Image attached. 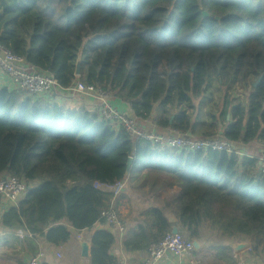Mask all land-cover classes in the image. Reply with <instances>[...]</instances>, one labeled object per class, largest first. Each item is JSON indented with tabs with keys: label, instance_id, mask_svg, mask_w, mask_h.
I'll list each match as a JSON object with an SVG mask.
<instances>
[{
	"label": "trees",
	"instance_id": "obj_1",
	"mask_svg": "<svg viewBox=\"0 0 264 264\" xmlns=\"http://www.w3.org/2000/svg\"><path fill=\"white\" fill-rule=\"evenodd\" d=\"M0 43L63 87L79 79L105 88L139 120L154 115L160 130L264 143V0H0ZM237 87L248 89L236 97ZM142 173L162 176L175 195L142 209L123 239L127 252L148 250L177 225L190 240L213 235L218 256L232 252L222 242L244 237V251L264 261L258 159L134 140L91 104L0 87V176L28 184L1 214L14 238L2 240L0 255L15 241L35 254L39 239L60 246L72 229L104 222L102 211L123 194L114 200L95 183ZM115 242L108 227L95 230L90 264H119Z\"/></svg>",
	"mask_w": 264,
	"mask_h": 264
},
{
	"label": "built area",
	"instance_id": "obj_2",
	"mask_svg": "<svg viewBox=\"0 0 264 264\" xmlns=\"http://www.w3.org/2000/svg\"><path fill=\"white\" fill-rule=\"evenodd\" d=\"M0 72L8 74L19 89L36 98L62 100L72 94L91 97L96 102L95 107L101 119L117 131L123 128L134 140L142 139L178 150L213 149L237 156L246 155L258 159L259 169L264 172V147L260 146L259 152H248L245 144L218 136L199 137L189 131L182 132L175 128H168L166 132L160 131L155 124L148 125L145 123L146 119L139 120L134 114H129L119 108L113 101L112 93L105 88L86 84L79 79H76L73 85L63 87L53 73L29 65L23 56L16 54L2 43H0ZM95 185L112 192L115 200L121 193L128 190L129 177L113 183L96 182ZM27 189L28 184L23 178L14 175L0 176L1 213L12 205H17ZM102 218L104 219L103 224L112 233L119 236L124 235L126 224L114 201L102 211ZM18 233L23 234L21 230ZM195 251L193 240L179 232L171 231L148 248L143 264H165L167 262V264H196ZM45 256V251L40 250L30 255L24 264H42ZM122 264L128 263L123 262ZM248 264H264V262Z\"/></svg>",
	"mask_w": 264,
	"mask_h": 264
},
{
	"label": "crops",
	"instance_id": "obj_3",
	"mask_svg": "<svg viewBox=\"0 0 264 264\" xmlns=\"http://www.w3.org/2000/svg\"><path fill=\"white\" fill-rule=\"evenodd\" d=\"M76 75H79L76 73ZM0 87H7L10 90L14 89H19L17 85L13 82L11 77L8 74H5L3 72H0ZM69 98H73L74 101L78 99V101L85 102L87 104H91L92 106H95L96 102L89 96H80V94H72L70 96H66ZM65 97V100H66ZM114 103L121 109L127 111L129 114H133L132 109L130 108L129 104L114 97ZM154 115L150 119H146L145 123L148 125H154ZM228 118H230L228 116ZM156 125V124H155ZM157 126V125H156ZM158 127V126H157ZM159 128V127H158ZM160 130V128H159ZM168 128L161 129L160 131H168ZM246 149L248 152H256L259 149L258 142L252 141L248 144H245ZM157 179V178H155ZM156 181V180H155ZM156 183V182H153ZM167 188V187H166ZM169 189V188H167ZM129 188L126 192H123V197L119 200L118 204L115 205L121 215L123 216V220L126 224V230L123 236H119L118 234H115L116 236V242L114 246L111 249V254L116 256L118 258L119 264H122L123 262H127L128 264H143V260L145 256L147 255V251H136V252H127L123 246V239L126 236V233L128 232V229L130 226L133 225L134 220L136 219L135 217H129V214L127 211H125L124 208H122V200L126 198L129 194ZM171 190V189H169ZM172 191V190H171ZM142 213V211H141ZM137 215L140 218H143L144 215L141 214ZM1 211H0V219H1ZM148 218V217H147ZM149 219V218H148ZM106 226L103 224V222H98L94 225L93 228L89 229H83L81 231H76L72 229L73 235L71 238L64 244L60 246H56L53 244H48L44 240L39 239L38 240V245H39V251L44 250L46 253V256L42 263L46 262L47 264H90L89 257H83L82 256V249H81V242L87 241L89 242V246L91 248V236L94 233L95 230L97 229H102L105 228ZM24 233L22 235L18 236L22 238ZM12 236V237H11ZM0 245L4 243L5 241L4 238H7L8 241H12V238H14V235H11L9 232H4L2 231L0 227ZM219 242H217L215 245L209 247L207 242H201L200 248L197 249L198 252L195 251V259L197 256H202L203 260H197L196 264H232L233 259H236L238 264H242L245 262H250V263H261L264 262L263 260L260 259L259 256H253L249 254L247 251H244L247 246H249V241L246 238H238V237H232L230 240L224 241V245L228 246L229 248L232 249V252L229 251L227 254H222V256H218V251L216 250V247L219 245ZM240 243H246L244 247L240 249H236L235 247L240 244ZM217 245V246H216ZM21 245L15 241V243L8 247V249L5 250V248L2 249V254L7 253L5 255H0V257H6L8 260H15L16 256L22 258V264L25 263L26 259L29 258L30 255H34L28 251H22L19 252ZM1 251V250H0ZM38 251V252H39ZM14 252L15 254H13ZM37 252V253H38ZM1 253V252H0ZM36 254V253H35ZM66 258V259H65ZM201 258V257H199ZM209 258V259H208ZM64 261V262H63ZM15 263V262H14ZM168 263V262H167ZM165 263V264H167ZM17 264H20L17 261Z\"/></svg>",
	"mask_w": 264,
	"mask_h": 264
},
{
	"label": "rangeland",
	"instance_id": "obj_4",
	"mask_svg": "<svg viewBox=\"0 0 264 264\" xmlns=\"http://www.w3.org/2000/svg\"><path fill=\"white\" fill-rule=\"evenodd\" d=\"M248 88L237 87L234 89V95L242 97ZM219 102L216 103L215 109L217 113L218 105H221V100L218 99ZM218 106V107H217ZM206 110V107H204ZM159 129V128H158ZM258 142V145L264 147L261 142ZM260 148V147H259ZM256 152H259L257 150ZM156 180V181H155ZM156 182V183H153ZM165 178L162 176H158L157 179L152 176H147L145 173L141 175L129 178V194L126 198L122 200V208L127 211L129 217L138 218L137 215H140L143 208L149 205H163L166 201L171 200L175 193L165 187ZM217 243L215 237L210 235L209 242L206 245L209 247L215 245ZM198 252V250H197ZM201 257V258H199ZM197 256V260H203L202 256ZM19 257L16 256L15 260H8L6 257H0V264H17V259ZM66 259V258H65ZM195 259V260H196ZM209 259V258H208ZM196 260V261H197ZM15 262V263H14ZM64 262V261H63Z\"/></svg>",
	"mask_w": 264,
	"mask_h": 264
},
{
	"label": "water",
	"instance_id": "obj_5",
	"mask_svg": "<svg viewBox=\"0 0 264 264\" xmlns=\"http://www.w3.org/2000/svg\"><path fill=\"white\" fill-rule=\"evenodd\" d=\"M204 15H207V12H204ZM76 73L77 74L80 73V69L79 68H77ZM259 81H260V78L254 83V85L255 86L258 85ZM132 160H133L132 157H130L128 159L127 166H126V174L129 173L130 167L132 165ZM169 220L171 222H175L177 220V218L174 217V216H170L169 217ZM178 231H179L178 226L177 225H174L173 228H172V232L173 233H177ZM193 244H194L195 249L197 250V249L200 248L201 242L198 239H194L193 240ZM245 245H247V244L246 243H240L235 248L236 249H240V248L244 247ZM81 249H82V256L83 257H89L90 256L91 248L89 246V242H87V241L81 242Z\"/></svg>",
	"mask_w": 264,
	"mask_h": 264
}]
</instances>
